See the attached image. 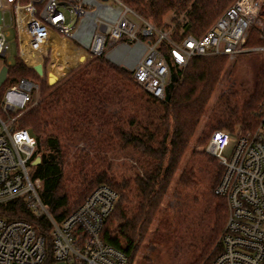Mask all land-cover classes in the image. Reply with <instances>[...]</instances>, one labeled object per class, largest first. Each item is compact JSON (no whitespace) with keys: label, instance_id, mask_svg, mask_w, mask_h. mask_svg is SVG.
<instances>
[{"label":"trees","instance_id":"16d2710c","mask_svg":"<svg viewBox=\"0 0 264 264\" xmlns=\"http://www.w3.org/2000/svg\"><path fill=\"white\" fill-rule=\"evenodd\" d=\"M120 1L158 29L169 27L164 20L171 14L173 36L180 30L200 36L235 0ZM262 45L258 31L251 29L244 48ZM162 50L166 51L164 44ZM227 61V56L197 57L183 69L171 66L162 101L148 96L135 85L126 69L104 56L89 59L54 85H48L45 78H39L18 58L10 64L2 90L21 78L39 82V102L23 112L16 124L36 140L35 156L41 161L31 166L30 176L40 180L39 198L52 219L62 222L96 187L106 186L116 192L118 200L104 222L100 237L105 244L122 252L127 264L134 262L157 219L151 243L172 241L177 245L180 231L176 216L174 222L172 210L162 211L161 207ZM53 67L56 64L50 69ZM52 77L51 83L57 80V76ZM131 97L143 112L154 113L156 122H143L135 114L127 116L126 106ZM263 104L264 76L259 72L252 90L243 98L232 89L228 95L220 96L195 144L201 145L214 131L232 136L254 131ZM114 106L117 109L112 111L109 107ZM0 114H3L1 105ZM77 143L85 147L72 152L71 146L76 147ZM116 154H124L132 161L130 177L119 179L114 175ZM191 155L198 157L202 166L196 167L195 160H189L178 175L176 188L184 194L183 199L189 200L188 207L205 205L207 229L200 233L197 253L189 264H211L221 252L220 236L227 218L224 199L214 194L222 168L202 151L193 150ZM202 185L205 187L200 191V199L197 195L191 197V192ZM0 218L29 224L44 239L47 253L44 264L52 263L51 224L45 214L33 212L18 199L0 205Z\"/></svg>","mask_w":264,"mask_h":264},{"label":"built area","instance_id":"2783aa9c","mask_svg":"<svg viewBox=\"0 0 264 264\" xmlns=\"http://www.w3.org/2000/svg\"><path fill=\"white\" fill-rule=\"evenodd\" d=\"M9 29L16 36L17 58L29 68L40 64L48 74L57 61L75 64L119 55V63H131L132 81L162 101L171 66L183 69L192 58L244 53L251 29L258 31L263 45L248 49L264 53V0H235L200 36L183 30L173 36L172 24L158 29L120 0H0L1 57L9 49ZM38 89L35 81L21 78L1 97L0 205L21 199L33 212L46 215L51 224V264H127L126 256L100 237L118 200L115 191L96 187L60 223L41 203L40 180L32 179L29 170L35 166L36 140L28 130L14 126L36 103ZM207 152L222 168L214 194L227 208L221 252L211 264H264V104L254 131L234 136L214 131ZM46 256L43 237L29 224L0 218V264H44Z\"/></svg>","mask_w":264,"mask_h":264},{"label":"rangeland","instance_id":"374dc122","mask_svg":"<svg viewBox=\"0 0 264 264\" xmlns=\"http://www.w3.org/2000/svg\"><path fill=\"white\" fill-rule=\"evenodd\" d=\"M115 6V5H114ZM170 17H172L171 14L168 15L167 18H165L164 21H166L167 25L171 23ZM173 25V24H172ZM7 39L9 42V49L5 55V57L0 56V69L5 64H13L17 57H18V48H17V42H16V36L13 29L7 30ZM244 53L237 54L233 57H229L227 61V65L225 68V71L221 77L220 83L218 84L217 89L214 91L210 102L207 106L205 116L199 123L194 137L186 151L185 157L180 165L179 171H177L173 183L171 184V187L169 189V192L167 193V196L165 198V201L161 207L162 211H164L166 208L171 209L174 213L173 218L175 222V216L176 221L179 224V238L178 244L173 245L172 241H165L161 244H155L151 243V238L156 231L157 222L158 219L152 224L148 236L145 239V241L141 244L139 252L137 256L135 257V260L132 264H189L194 255L197 253V246L199 245V235L200 233L205 232L207 229L206 227V207L205 205L201 206L200 208H190L188 207L190 205L189 200L183 199L184 194L178 193L176 188V180L178 178V175L182 168L186 165V163L189 160H195V166L201 167V162H199L198 157H193L192 151H202L206 154L207 152V145L210 139V136L201 143V145H196L195 141L199 134L201 133L204 122L206 120V117L209 115L211 111H213L217 107V101L220 98L221 95H228L230 89L234 91H238L241 94V98L247 95L248 92H250L256 82V76L259 72L263 73L264 76V53L258 50H250L248 48H243ZM107 60H109L111 63L118 67H122L126 69L130 73V64H121L117 59H119V55L115 56L113 58V61H116L117 63L113 62L111 59L105 57ZM117 58V59H116ZM83 59H81V62H78L75 64L72 63L71 66H63L61 69H56L60 75L58 76L57 82L63 79L71 70L84 65L89 59L82 62ZM67 67V68H66ZM57 68V66H56ZM32 69V68H31ZM33 70V69H32ZM34 71V70H33ZM37 75V74H36ZM38 76V75H37ZM50 76V72L48 74L44 73L42 77L38 76L39 78H45L47 81V77ZM33 80V79H31ZM35 81V80H33ZM6 82V81H5ZM38 85L39 82L35 81ZM56 82V83H57ZM55 83V84H56ZM14 83H10L9 85L5 86V89L9 86H11ZM50 85V84H48ZM54 85V84H53ZM136 85V84H135ZM2 87L0 89L2 90ZM40 88V87H39ZM4 89V90H5ZM4 90H2V95L4 93ZM40 89H38L37 93L34 96V102H36L34 105H36L39 100ZM137 95H139V91L136 92ZM2 97V96H1ZM143 100L146 99L145 96H142ZM131 102L127 104L126 108V115L129 116L130 114H135L138 116L139 119H141L143 122H156V115L154 113H151L150 111H142L139 106H137L138 102L136 100H133L131 97ZM34 105L29 106L25 111L32 108ZM112 111L117 109L116 106L109 107ZM24 111V112H25ZM14 116V115H13ZM18 120V119H17ZM15 127L18 128L16 122L14 124ZM71 151L73 152L75 149L82 150L85 145L83 143H77V146H71ZM230 149H227L223 155L225 157H228ZM71 152V153H72ZM71 156V155H70ZM132 161L128 156H125L124 154H116L113 159V173L114 175L121 179V178H128L132 175L131 171V163ZM29 170H31V167H29ZM207 181V180H204ZM205 186L202 185L198 187L197 189L193 190L191 192V197L194 195H197L198 199H200V191ZM41 190V183H40V189ZM38 191V192H39ZM182 195V196H181ZM202 220V221H201ZM204 237V236H203Z\"/></svg>","mask_w":264,"mask_h":264},{"label":"water","instance_id":"95a60500","mask_svg":"<svg viewBox=\"0 0 264 264\" xmlns=\"http://www.w3.org/2000/svg\"><path fill=\"white\" fill-rule=\"evenodd\" d=\"M7 70H8V69H7L6 66H3V67L0 69V87H1V86L4 84V82H5V79H6V76H7ZM33 70H34L35 73H36L38 76H40V77H42V76L44 75L43 69H42V67H41L40 64H37L36 66H34ZM56 82H57V80L54 81L53 83H51V81H50V76L47 77V83H48V84L53 85V84H55ZM40 161H41L40 157L37 156V157L35 158V161L33 162V165H35V166L38 165V164L40 163Z\"/></svg>","mask_w":264,"mask_h":264},{"label":"crops","instance_id":"0c3cea01","mask_svg":"<svg viewBox=\"0 0 264 264\" xmlns=\"http://www.w3.org/2000/svg\"><path fill=\"white\" fill-rule=\"evenodd\" d=\"M54 64H56V66H57V68L55 67H53L54 69H50V78H53L52 76H57V79H58V76L60 75V73H58V71L56 70V69H58V68H62V66L61 65H59V64H62L64 67H65V65L66 64H64V63H62L61 61H57V62H55ZM69 66H71L72 64H68ZM69 66H67V67H69ZM66 67V68H67Z\"/></svg>","mask_w":264,"mask_h":264}]
</instances>
